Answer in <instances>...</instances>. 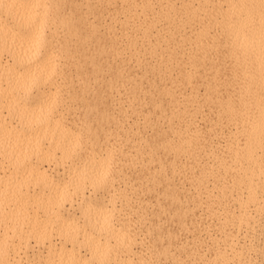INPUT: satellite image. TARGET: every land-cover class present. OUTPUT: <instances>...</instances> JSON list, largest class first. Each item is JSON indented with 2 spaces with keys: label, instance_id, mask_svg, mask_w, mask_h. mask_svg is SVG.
I'll list each match as a JSON object with an SVG mask.
<instances>
[{
  "label": "rangeland",
  "instance_id": "374dc122",
  "mask_svg": "<svg viewBox=\"0 0 264 264\" xmlns=\"http://www.w3.org/2000/svg\"><path fill=\"white\" fill-rule=\"evenodd\" d=\"M64 1L57 9L60 20L70 16L68 26H96L71 35L69 43L82 38L73 61L83 51L87 55L85 64L72 70H85L77 77L84 83L78 85L72 75L69 80L76 94L85 90L83 105L75 112L80 130L88 133L85 139L96 144L101 156L108 147L112 160L121 161L112 182L117 194L108 198L116 212L130 214L136 239L132 251L122 256L142 257L147 264H206L201 259L232 240L238 252L246 250L241 264H264V106L235 104L240 88L234 86L233 70V54L246 46L248 57L261 62L251 70L264 91V38L255 39L257 25L251 32L232 20L219 28L221 19H211L209 37L219 42L208 45V39L198 41L201 28L185 16L180 0H78L79 6ZM205 3L209 9L216 5ZM228 3L220 2L224 7ZM159 36L166 40L150 46ZM97 37L102 38L94 42ZM233 155H251L254 161L244 156L232 160ZM222 162L238 164L224 171ZM232 167L249 171L251 199L245 216L225 200ZM160 174L163 178L157 180ZM167 195L175 199L165 200ZM126 197H132L129 203ZM144 215L145 220H137ZM232 216L247 223L223 224ZM161 217L166 220L159 232L165 235L156 239L154 223ZM169 233L176 260L158 251ZM198 251L204 252L200 260ZM13 255L9 251L5 264Z\"/></svg>",
  "mask_w": 264,
  "mask_h": 264
},
{
  "label": "bare ground",
  "instance_id": "6f19581e",
  "mask_svg": "<svg viewBox=\"0 0 264 264\" xmlns=\"http://www.w3.org/2000/svg\"><path fill=\"white\" fill-rule=\"evenodd\" d=\"M69 1L80 5L78 0ZM205 1L179 2L185 16L199 24V42L206 39L208 45L219 42L210 39L207 27L209 20L217 18L221 19L216 23L219 28L227 27L232 20L239 23L238 28L251 32L257 25L259 33L255 39L264 38V0L233 3L213 0L216 5L210 9ZM226 1L229 3L225 7L220 4ZM64 3V0H0V264L7 262L9 251L14 254L9 264H147L142 257L122 256L124 251H132L136 239L131 236L130 214L116 212L113 200L108 198L109 194H114L113 197L117 194L112 182L121 161L112 160L108 147L103 151L104 157L101 156V150L98 153L96 144L85 139L88 133L80 130L81 124L75 119L76 110L83 105L85 90L76 94L69 79L85 72L83 69L77 74L72 70L85 64L87 53L83 51L73 61L82 38L73 39L72 43L69 39L71 35L81 36V29L86 32L96 26L87 29L68 26L66 21L70 16L60 20L57 10ZM146 4L152 6V2ZM165 40L159 36L150 46ZM245 49L246 46L234 50L237 52L233 54L237 64L233 69L234 86L240 88L235 104L243 108L248 102L264 106V91L257 86V76L251 70L261 62L252 61ZM180 61L176 60L175 66ZM75 81L78 85L84 83L81 78ZM240 156L254 161L251 155H233L232 160ZM237 164L222 162L220 168L228 171V166ZM157 166L163 167L161 162ZM248 172L245 168L232 167L233 183L225 195V200L244 216L251 199ZM161 178L160 174L157 180ZM131 199L126 197V203ZM164 199L174 200L175 196L167 195ZM71 208H75L76 214L70 212ZM243 218L226 217L223 224L232 221L238 226L246 224ZM164 220L166 217H161L154 223L156 239L164 238L165 234L159 232V224ZM171 235L166 234L169 241L158 251L165 258L176 260ZM202 253L198 251L196 259L203 258ZM244 253L238 252L231 240L229 246L201 262L241 264L246 257Z\"/></svg>",
  "mask_w": 264,
  "mask_h": 264
}]
</instances>
